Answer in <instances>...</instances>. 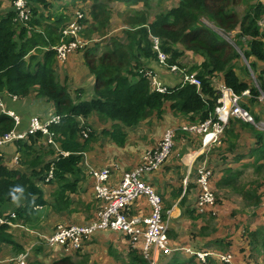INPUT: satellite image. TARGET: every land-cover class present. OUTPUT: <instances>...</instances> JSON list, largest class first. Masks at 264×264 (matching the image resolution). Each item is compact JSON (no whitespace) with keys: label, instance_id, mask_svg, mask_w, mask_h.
Segmentation results:
<instances>
[{"label":"trees","instance_id":"1","mask_svg":"<svg viewBox=\"0 0 264 264\" xmlns=\"http://www.w3.org/2000/svg\"><path fill=\"white\" fill-rule=\"evenodd\" d=\"M4 1L6 0H0V6ZM25 1L30 11L25 26L15 21L14 9L5 10L0 15V99L2 94L26 97L32 89L36 97L52 103L60 121L49 125L48 131L61 151L69 154L66 157L59 155L51 163L42 164V154L38 151L45 137L36 132L28 136V140L15 142L19 155L17 169L7 168L0 160V214H3L2 207L7 204V214H15L13 223L20 222L33 229L32 235L22 231V236L28 235L23 242L26 244L24 248L20 238L9 231L10 227H0V253L10 248L14 254L19 255L27 250L29 253L32 251L31 254L35 249L38 250L37 244L33 245L38 239V229L41 228L37 208L47 206L39 182L45 184L44 181H56L59 184L54 193V212L67 210L70 205L67 193L74 192L76 180L71 182L67 176H75L78 173L82 154L88 152L96 141L94 132L90 131V125L86 127L83 124L84 126L80 127L78 118L87 121L90 116L96 115L99 121L110 122V129L103 130L101 136L108 137L117 146H122L126 137L123 128L134 127L153 118L161 119L165 103H169L170 113L174 117H184L190 123L205 120L213 111L216 99L209 80L215 73L222 74L224 85L236 95L248 91L250 96L256 97L257 87L240 82L236 76V61L241 52L247 61L254 59L264 63V31L257 24L264 17V5L258 0H178L175 7L153 15L148 13L153 0H71L82 4L89 2L90 19L81 21L86 24L83 38L89 41L97 40L93 45L80 50L85 66L94 77L92 91L86 99L80 98L78 94L73 98L67 86L61 84L57 78L54 67L55 51L50 49L59 42L64 25H61V17L45 24L50 18L49 10L54 4L53 0ZM156 1L160 4L165 0ZM238 1L245 2L247 6L241 17L236 11ZM250 1L257 3L250 6ZM113 3L125 6L142 3L144 6L143 11H128L124 17L125 42L115 36L106 37ZM45 13L47 15L44 16ZM204 21L211 25H206ZM94 36L96 37L93 38ZM152 39H157L161 50L169 56L168 64H177L181 56V53L174 49L175 45H180L184 51L204 59L200 72L196 75L201 83L200 90L192 85L177 84L170 88L168 94L150 91L148 80L137 71L143 62L156 61V55L151 48ZM86 42L88 44L87 40ZM244 45L246 49L243 48ZM251 64L250 70L256 74V64ZM254 83L264 91V71L256 75ZM231 123L233 122H229L227 130L225 129L224 144L226 152L234 153L238 135L233 132ZM12 127L13 120L5 114H0V137ZM84 129H89L87 138L81 135ZM249 130L255 140L254 147L249 150L248 155L236 154L234 160L239 162L248 157L251 161L241 165L242 169L226 168L215 188L229 189L238 195L245 208L253 209L249 218H254V210H257L262 202V193L259 191L264 186V132L256 130L253 126ZM37 140L38 146L35 145ZM220 150L219 146L212 147L211 151L198 160V165L205 163L213 174L215 171L211 168L212 160H215L214 155L217 156ZM49 154H53L52 150ZM246 168H252L254 178L243 181L241 176ZM23 170H30L31 174L27 175ZM50 171L51 178L46 180ZM153 175L154 173L149 177V183L154 187ZM210 181L211 179L209 187L214 195ZM156 194L158 195L157 192ZM217 202L214 195L212 208L217 206ZM185 212L188 218L196 221L210 217L206 214L212 213V210L207 208L200 214L193 207V210ZM232 216L241 217L242 213L238 210L232 211ZM194 221L177 220L171 231L176 232L180 225H186V222L189 225ZM236 228H241V235L249 248L248 259L251 264H264V224L257 225L252 231L248 224L239 223ZM110 233L116 235L115 232ZM179 248H187L192 254L182 250L176 251L168 256L163 264H220L208 253L229 252L231 241L215 236L213 226L209 223L189 244ZM196 253L206 255L201 259ZM129 255V264H148L135 250ZM29 259L30 256L27 257V264ZM234 263L238 264L235 259ZM50 264L90 262L83 254L76 257L61 254Z\"/></svg>","mask_w":264,"mask_h":264},{"label":"crops","instance_id":"2","mask_svg":"<svg viewBox=\"0 0 264 264\" xmlns=\"http://www.w3.org/2000/svg\"><path fill=\"white\" fill-rule=\"evenodd\" d=\"M177 3L178 0H165L160 4H157V1L153 0L151 3L152 8L148 13H158L160 11H163L161 9L170 6L169 8L165 9L168 10L172 7H175ZM88 6L89 5L87 2L82 6H79L78 8L81 9L82 7L85 8ZM141 6L142 3H139L138 7ZM68 11H71L70 7L68 8ZM74 12L75 10L73 11V13ZM122 14L123 13H115L114 15L117 16ZM261 19L264 20V17H262ZM261 26L262 23H260L259 26L262 30ZM120 30L122 34H117L115 37L125 42L124 28L118 29L117 33H119ZM109 34L110 32L108 33V35ZM243 48L246 49V45H244ZM174 49L177 52L181 53V56L179 57L181 68L186 73L197 75L200 72V67L204 59L199 55L184 51L180 45H175ZM80 50L81 49L69 51L65 59L62 61H59L55 58L56 64L54 65V67L59 82L67 86L71 96L74 98L75 96L77 97L78 94V96L80 95V98L86 99L87 97L85 96H88L92 91L94 85V77L89 72L87 67L83 64L82 52H80ZM239 54H241V52H239ZM241 62L242 63H238V67L234 70L240 82H247L245 80L247 74L251 75L252 80V77H254L255 79L258 73L264 71V63L256 62L254 59H249L247 61L244 58ZM251 62H255L256 64V74H254L250 70L249 65H252ZM145 66H148L153 71H155L158 74L160 80L170 88L180 83L181 79L179 77L169 73L165 69V67L159 64L157 61H145L140 68H147ZM237 71H239L243 76L238 75ZM215 76H219L218 81H215ZM209 80L213 90L218 86H225L222 74L215 73L209 77ZM252 82L250 81V83L248 84L252 85ZM77 90L78 92L76 94L75 91ZM240 103L241 106L246 109L253 117L258 120L264 121V100H260L252 96L241 95ZM6 111L14 112L20 117V124L18 129L21 131L27 129L29 118L33 117L34 114L37 116L39 115L42 120H48L54 115H57L54 111L52 103L47 102L44 98L36 97L35 93H31V91H29L28 96L22 98L2 94L0 100V114H4L3 112ZM166 112L167 114H165ZM173 120L177 121L176 128H179L183 124L190 123L184 117H178V119L177 117H174L170 113L169 103H165L164 114L162 115L161 119L155 120V118H153V120H148L149 122L145 121L134 127H124L123 130L126 137L122 146H116L113 142L110 141L108 137L101 136V132L103 130L110 129V122L99 121L96 118L91 119V116L87 121L83 120V124L86 127H89L88 124L90 125V131H93L94 133H97V130L99 131V135L97 134L98 138L91 145V149L88 152L82 154L81 162L78 165V173L75 176H67V178L71 182L76 180L74 192L70 194L69 192L67 193V198L70 202L67 210H62L60 211V213H56L52 209V205L55 200L54 193L58 190L59 187V184L56 181H44L45 184H41V182L38 183L39 187H41L43 191L47 206L37 208L40 217H38V220L41 223V228L38 229V231L40 232L39 234H37L38 239L35 240L38 241V243L35 241L34 242L37 244L36 246H38V250L36 251L35 249L33 254H31L32 251L29 253V264H41L44 262V259L41 256L44 249L43 243L49 236L50 232H52L56 226H86L94 220V214L98 205L97 201L93 197L94 181L89 176L88 171L91 168H105L109 170L110 178L113 176L115 171H120V167H118L119 165L116 163V161L107 157L106 146L111 145L115 148H125L126 146H131L132 148L136 147V149L132 150V153H128L125 159L128 164L123 166L128 168L125 169L121 165L124 170L128 171L139 164V157L141 155L140 151H145L147 149L153 150L158 147V144L160 143L162 137V135H160L161 131L159 130V125H161L163 121L167 124V122L171 123ZM78 122L80 123V119H78ZM229 122H233L231 123V127L233 128V132L238 135V139L236 140V149L234 153L226 152V144H224L226 140V129L221 138V142L218 145L221 150L217 156L214 155V159L217 163L216 169H218L212 174V177L210 178V186L213 190L216 189L215 184L222 176V173L226 168L234 169V167L241 166L251 161L250 158L246 157L242 158L239 162H235L234 156L236 154L248 155L249 150L254 147L255 140L252 138L249 130L250 128H252V126L233 118ZM146 123H149V125H146ZM168 128L171 127L169 126L166 129ZM141 141H143V144L140 145ZM40 144L42 145L38 152L42 154V164H46L49 162L51 163L53 160H56L59 155H62V153H67V155L69 154L68 152L61 151V149L56 143H54V141L53 144H50L47 141V137H45V140ZM35 145H39L38 140L36 141ZM175 146H181L179 147V151L175 150ZM50 150H52L53 154H49ZM0 151L3 155L2 163L6 166H9V163L11 162L13 157L19 156L17 154L15 144L4 146L0 149ZM188 153H191L192 157H195L193 161L192 157H190V155H187ZM203 156L204 154L200 153V143L196 135L177 132L174 137L173 149L170 158L165 163V165L154 172L153 184L156 192L161 198L162 209L164 211V213L161 212V216L162 219L166 221V224L168 226L169 231L167 232V235L169 238V244L172 248L185 246L190 243V240H192V238L196 234H198L200 230L204 228V226L211 223L214 229L215 236H218L219 238L225 240L229 239L231 241V248L233 246H238V249L236 250L237 252L235 253V258L233 257L237 261V263L251 264L248 259L249 248L247 247V243L245 242L244 237L241 235V228H236V226L241 223L240 220L242 216L233 217L231 212L234 211V209L230 211L229 216L226 215V211H223L220 215L223 203L217 202V206H215L214 208H209L212 210V213L206 214L210 217L198 219L196 221L188 218L189 216L185 212L186 210H193V206L197 199L198 187H196L195 184L197 179V166L198 160L202 159ZM186 158H188L187 162ZM219 161L221 162L220 166L218 163ZM9 167L11 168V166ZM14 167H16L17 169L18 165ZM39 169L40 167L37 168V170ZM23 172L27 175L31 174L30 170H23ZM259 192L262 193V202L260 207L257 210H254L256 220L251 221L253 218H249V221L251 222L248 224L250 225V229H252V227L255 229L257 225L264 224V186L260 189ZM74 197H76L77 199H74ZM192 197L193 200H191ZM78 198L83 201L79 202ZM151 210V206L145 197H139L133 202L131 208H129V212L131 215L140 216L149 215L151 213ZM219 216H221L220 220L216 222V219L219 218ZM248 216H252V213L248 214ZM181 219H185L188 222H194L189 225H187L186 222V225H180L176 232H172L171 228H173L177 220ZM47 220L48 222H46ZM45 229L47 230L45 231ZM32 230V228L23 225L20 222H15V226L9 229V231L14 236L20 238L24 248L26 247V244L23 242L28 235L22 236V231L32 235ZM110 234V231L103 230L95 232L91 234L87 239H85L83 246V256H86L88 258L90 264H121L122 258H120V254L122 252V254L127 257V263L129 264L128 259L131 258L129 253L132 250H135L139 256L143 257V259L147 261L148 264H151L152 260L154 264H163L164 261H166V259L168 258L162 257L159 252L150 251V257L149 259H147L140 249L141 247H143L144 239L140 238L138 246L136 248H132L128 245L127 241L121 234ZM233 234L239 236V238L241 239L237 241L236 238L233 237ZM52 249L54 250L53 259L58 255L63 254L62 250L59 247H53ZM18 255L19 254H14V252L10 248L5 249L0 255V264H13L12 260H14ZM47 260L50 262L51 259L47 257Z\"/></svg>","mask_w":264,"mask_h":264},{"label":"built area","instance_id":"3","mask_svg":"<svg viewBox=\"0 0 264 264\" xmlns=\"http://www.w3.org/2000/svg\"><path fill=\"white\" fill-rule=\"evenodd\" d=\"M13 8L16 13V21L21 25L30 17V11L25 0H14ZM79 15L76 13L75 16ZM83 25L79 22H68L61 31L60 41L56 46L51 47L55 51V58L59 61L65 59L67 53L72 50L82 49L87 42L83 38ZM68 43H64V40ZM152 51L156 55L158 63L163 65L165 69L173 74L180 75L182 84L192 85L200 90L201 83L195 74H188L178 64H167L169 56L161 50V46L157 39H152ZM144 76L148 82L151 92L159 94H168L169 89L159 78L158 74L151 69H139L137 71ZM215 103L213 111L203 121L186 123L177 129L168 128L164 131L161 141L153 150H145L139 157V164L128 171H122L121 179L117 186L111 187L110 172L105 168H91L88 173L94 181L93 197L97 201V209L94 214V220L86 226H57L51 235H49L44 245L50 248L59 247L65 256H77L83 253V240L91 234L98 231H110L121 234L128 245L132 248L138 246L140 238L144 239L142 250L145 258L149 259L150 251L159 252L162 256L170 255L175 250L171 248L167 237L168 226L166 221L162 219V202L159 195L156 194L155 188L149 183V177L157 171L170 157L173 149V135L176 130L196 135L200 143V153L207 154L212 147L218 146L221 142L223 133L231 118L241 120L248 123L258 131L264 132V122H255L253 117L246 111L240 103L241 96L236 95L232 89L226 86H218L214 88ZM242 95L249 96L248 91ZM14 97V96H12ZM256 98L264 100V91L259 90ZM1 100V99H0ZM13 120L12 129L0 137V149L17 141H24L29 135L39 132L47 141L53 144V140L48 131L49 125L60 121L59 115H54L45 122H41L38 117L33 116L29 119L26 130H19L20 117L11 111L3 112ZM80 119L78 125H83V119ZM84 126V125H83ZM89 129L81 131L83 138H87ZM67 153H62L66 156ZM192 157L191 153H188ZM0 158H3L0 151ZM18 156L13 157L9 166L18 165ZM195 157H192V161ZM197 169L196 187H198L199 195L194 204V209L198 213H203L207 208H211L214 204V195L209 187V180L212 177V171L203 163ZM52 171L49 172L48 179L51 178ZM139 197H145L150 206L151 213L146 216L131 215L129 208L133 202ZM14 213L0 215V226L6 225L14 227L15 223L12 219ZM179 250V249H176ZM185 252L191 253L187 248ZM29 251L18 255L13 264H27ZM201 259L206 254L196 253ZM220 264H235L234 258L230 252L227 253H208ZM151 264H154L153 260Z\"/></svg>","mask_w":264,"mask_h":264},{"label":"rangeland","instance_id":"4","mask_svg":"<svg viewBox=\"0 0 264 264\" xmlns=\"http://www.w3.org/2000/svg\"><path fill=\"white\" fill-rule=\"evenodd\" d=\"M11 1L12 0H6V1L2 2L1 6H0V15L2 14L1 12L5 11V10L14 9L12 7ZM258 1H259V3H261L262 5H264V0H258ZM53 3L54 4H52V9L49 10V12L51 14L50 15V18H49V20L45 21V24H48V23L50 24L53 20H56L57 17H61V19L63 21L61 25L64 24L63 27H62V29H63L64 26H65V24H67L68 22H73V21L76 22L77 21V22H79V23L82 24V22H81L82 20H84V19H88L89 20L90 19V14H89L90 13V8H89L90 6L85 7V8L82 7L81 9H79L78 7L79 6H82L83 4L80 3V2H78V1H71V0H63V1L62 0H58V1L53 0ZM74 3H76V4H74ZM249 3H250V6H253V5H255L257 3V1H250ZM88 5H90L89 2H88ZM120 5H122V4L121 3H113L111 5V15H110L109 20H108L109 26H108L107 31H106V33H107L106 37H111V36H116L117 34H122L121 30H120L119 33H117V31L120 28H122V29L124 28L125 29V23L123 22V20H124V17L126 16V14H127L128 11L137 12V11H143L144 10V6L143 5L141 7H138V4L133 5V6H125L123 4L125 7L123 5H122L123 7L120 6ZM69 7L71 8V11H68V8ZM169 7L170 6H167V7L163 8V9H161V10H165L166 8H169ZM74 10H75V12L73 13ZM246 10H247V6H246L245 2L238 1L237 2V6H236L237 14L241 17L246 12ZM76 13H79V15L75 16ZM115 13H123V14L116 16V15H114ZM152 14H154V13H152ZM45 15H47V13H45L44 16ZM204 23L206 25H211L207 21H204ZM260 23H262V26L261 27H262V30L264 31V20L263 19H260L258 21V25L259 26H260ZM19 25H21V24L19 23ZM25 25H26V23H25ZM25 25H22V26H25ZM82 25H83V30H84L85 27H86V24H82ZM36 31H39V30L36 29ZM109 32H110V34L108 35ZM95 37L96 36H94L93 38H95ZM86 40L88 41V44L86 46H89L91 44L93 45L94 42H97L96 39H94L92 41H89L88 39H86ZM65 41H66V43H68V41L66 39L64 40V43H65ZM228 41H230V39ZM56 45H54V46H56ZM239 55H240V58L236 61V68L238 67V63H242L241 61L244 59L241 54H239ZM83 64L85 65L84 60H83ZM189 72H191V71H189ZM242 72H243V70H242ZM237 74L240 75V76H243L239 71H237ZM176 76L179 77V78H181L180 75H176ZM218 80H219V76H215V81H218ZM245 80L247 81V83H250V81H251V75H248L247 74V77L245 78ZM252 80L254 82V77H252ZM253 82H252V85H255V83L253 84ZM30 91H31V93H35L32 90H30ZM77 92H78V90L75 91L76 94H77ZM35 95H36V93H35ZM85 97H88V96H85ZM165 114H167V112ZM34 116L38 117L39 120L42 123L45 122V121H47V120H42L39 117V115L37 116V115L34 114ZM93 118L98 119L96 115L91 116V119H93ZM177 119H178V117H177ZM146 125H149V123H146ZM169 126L171 128H173V129H177L176 128L177 127V121L176 120H173L171 123H168L167 122V124L164 123V121H163L162 124L159 125V130L161 131V134L160 135H163L162 134L163 131H165L166 128L169 127ZM177 132H180V131L176 130L175 134L173 135V142H174V137H175V135H176ZM94 134H95V138H96L95 140H97L98 135H99V131L97 130V133L95 132ZM141 144H143V141L140 142V145ZM179 147H181V146H175V150L176 151H179ZM106 149H107L106 150L107 157L110 158V159H112V160H115L116 163L119 165L118 167H120V171H115L114 174H113V176L109 180V182L111 183V187H115V186L118 185V183H119V181L121 179L122 171H125L124 168L125 169L128 168V167L123 166V165H127L128 164V162L125 160L126 157H127V155H128V153H132V150L136 149V147L135 148H132L131 146H129V147L126 146L125 148H115V147H112L111 145H108V146H106ZM143 152L144 151H140L141 154ZM187 161H188V158H187L186 162ZM218 163H219V166H220L221 165V162L219 161ZM121 165L124 168L121 167ZM202 165H204V164L198 165L197 168H200ZM6 167H8L9 169H16V167H14V166L11 167V168L9 166H6ZM216 167H217L216 161L215 160H212L211 168L213 169V171H216L218 169V168L216 169ZM234 169H242V167L241 166H237V167H234ZM253 178H254V174H253L252 168H246V169L243 170V174L241 176V180L246 181V180H251ZM196 194H197V191H196ZM214 195H215L216 199L218 200V202H222L223 203L222 209L220 211V215L222 214L223 211H226V215L229 216L230 215V211L232 209H234V211H237L238 210V211H240L242 213V218L240 220L241 224L247 225V224L251 223L249 221V217L250 216H248V214H251L253 212V209L252 208H245L243 206V202H242L241 198L238 195L234 194L229 189L228 190H224V189H217L216 190L215 189L214 190ZM74 199H77V198L74 197ZM78 200H79V202H82L83 201V200H81L79 198H78ZM191 200H193V197L191 198ZM44 212H45V210H44ZM162 213H164L163 209H162ZM220 217L221 216H219V218L216 219V222H218L220 220ZM254 220H256L255 217L251 221H254ZM46 222H48V220ZM47 229H48V225H47ZM47 229H45V231ZM253 229L254 228L252 227L251 231ZM233 237L236 238L237 241H239V239H241V238H239V236H237L235 234H233ZM43 248L44 249L42 251V255L41 256L43 257L44 262L41 263V264H49L50 262L47 260V257L52 260L53 259L54 250L52 248H50V247H47V246H44ZM237 249H238V246H233L231 249H229L230 250L229 252L232 254V256L234 258H235V253L237 252L236 251ZM48 250H49V253H48ZM122 253L120 254V258H122V264H128L127 263V259H126L127 257L124 256ZM114 258H117V257H114Z\"/></svg>","mask_w":264,"mask_h":264},{"label":"clouds","instance_id":"5","mask_svg":"<svg viewBox=\"0 0 264 264\" xmlns=\"http://www.w3.org/2000/svg\"><path fill=\"white\" fill-rule=\"evenodd\" d=\"M12 7H13V5H12ZM15 21H16V19H15ZM169 59V58H168ZM157 61V60H156ZM168 61V60H167ZM160 64V63H159ZM168 64V63H167ZM177 64L181 67V65H180V63H179V61L177 62ZM140 69H145V68H140ZM183 70V69H182ZM188 74H190V73H188ZM197 77V76H196ZM178 84H182L181 82L180 83H178ZM176 86V85H175ZM255 87H257V91H258V95H259V88H258V86L255 84L254 85ZM173 88V87H172ZM229 88V87H228ZM168 89L170 90V87H168ZM245 92V91H244ZM243 93V92H242ZM242 93L239 95V96H241L242 95ZM257 95V96H258ZM250 96V95H249ZM256 98V97H255ZM258 99V98H257ZM246 110V109H245ZM247 111V110H246ZM250 114V113H249ZM251 115V114H250ZM252 116V115H251ZM253 117V116H252ZM31 118V117H30ZM29 118V119H30ZM232 119V118H231ZM230 119V120H231ZM233 119H235V118H233ZM253 119H254V121L255 122H258V121H262V120H258V119H256L255 117H253ZM229 120V121H230ZM236 120H238V119H236ZM198 121H200V120H198ZM238 121H241V120H238ZM196 122V121H195ZM242 122V121H241ZM264 122V121H263ZM244 123V122H243ZM228 124H229V122H228ZM246 124H248V123H246ZM248 125H250V124H248ZM250 126H252V125H250ZM254 127V126H253ZM9 132V131H8ZM262 132V131H261ZM30 136V135H29ZM18 142V141H17ZM13 144H15V143H13ZM3 158H0V160H1V163H2V160ZM3 164V163H2ZM3 165H5V164H3ZM6 166V165H5ZM47 179H48V177H47ZM39 208V207H38ZM8 209V208H7ZM6 209V211L5 212H3V214H7V212H8V210ZM3 214H0V215H3ZM71 225H73V224H71ZM3 226H6V225H3ZM58 226H70V225H58ZM74 226V225H73ZM79 226V225H78ZM1 227V226H0ZM7 227H9V226H7ZM57 227V226H56ZM56 227L54 228V230L56 229ZM11 228H13V227H10V229ZM53 230V231H54ZM53 231L52 232H50V234L49 235H51L52 233H53ZM168 232V231H167ZM167 237H168V235H167ZM85 239H87V238H84V240H83V246H84V241H85ZM169 239V238H168ZM33 245L35 246L36 245V243L35 242H33ZM43 246H45L44 244H43ZM83 248V247H82ZM172 248V247H171ZM172 249H174L175 251L174 252H176V251H179V250H182V251H184L183 249H186V248H179V247H176V248H172ZM176 249H179V250H176ZM174 252H172L170 255H167V256H162V257H168V256H171ZM185 252V251H184ZM62 253H63V251H62ZM83 254V253H82ZM63 255H64V253H63ZM65 256V255H64ZM67 257H76V255L75 256H67ZM151 259V258H150ZM51 261L52 260H50V263H51ZM49 263V264H50Z\"/></svg>","mask_w":264,"mask_h":264},{"label":"water","instance_id":"6","mask_svg":"<svg viewBox=\"0 0 264 264\" xmlns=\"http://www.w3.org/2000/svg\"><path fill=\"white\" fill-rule=\"evenodd\" d=\"M7 208H8V205L5 204V205L2 207V211L5 212Z\"/></svg>","mask_w":264,"mask_h":264},{"label":"bare ground","instance_id":"7","mask_svg":"<svg viewBox=\"0 0 264 264\" xmlns=\"http://www.w3.org/2000/svg\"><path fill=\"white\" fill-rule=\"evenodd\" d=\"M186 160H187V158H186Z\"/></svg>","mask_w":264,"mask_h":264}]
</instances>
